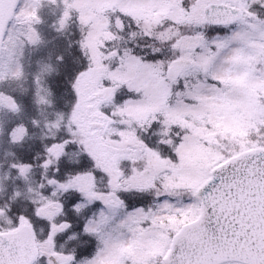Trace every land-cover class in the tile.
Listing matches in <instances>:
<instances>
[{
  "label": "snow or ice",
  "instance_id": "1",
  "mask_svg": "<svg viewBox=\"0 0 264 264\" xmlns=\"http://www.w3.org/2000/svg\"><path fill=\"white\" fill-rule=\"evenodd\" d=\"M86 7L100 9V22L78 9L88 31L76 42L84 64L71 87L79 102L80 79L96 77L92 122L84 132L76 125L60 151L47 149L59 161L82 147L84 159L68 166L91 165L64 182L48 180L52 197L78 193L68 201L77 227L71 219L56 223L67 215L58 199H34V215L47 227L38 233L24 212L0 222V264H264V0H92ZM9 107L19 111L14 101ZM78 132L79 143L71 139ZM12 166L21 175L30 168ZM80 237L86 243L68 247Z\"/></svg>",
  "mask_w": 264,
  "mask_h": 264
},
{
  "label": "trees",
  "instance_id": "2",
  "mask_svg": "<svg viewBox=\"0 0 264 264\" xmlns=\"http://www.w3.org/2000/svg\"><path fill=\"white\" fill-rule=\"evenodd\" d=\"M68 0H56L55 3H52L51 0H42L41 9H35L41 18L42 22H48L49 25L54 26L56 32L55 37H46L43 34L40 23L34 22L36 25L33 27L36 30V43L29 42L27 33L22 30L19 35L23 39V44L18 49V62L20 67V73L12 76L5 75L0 82V92L4 95L12 98L14 102L19 106V111H12L11 109L0 108V128L5 129V133H10L11 128L17 125L24 127L28 134L34 136V140L23 143L26 148L25 157L12 156L10 159L0 160V168L4 167L9 169L13 177L18 178L20 174L19 167H13L12 165L17 166H29L28 171L24 177H28L29 173H34L36 180L34 183L35 196L31 199V202L28 200L22 201L20 197L16 196L15 201L12 200L11 194L7 197V203H3V198L5 197L6 187L3 192H1L0 186V207H5V214L8 216L16 217L17 213L24 212L25 215L29 216L33 223L36 225L37 232H40V229L46 228L45 224H42L35 216L34 206L32 200L38 201L40 198L44 197L41 193H45L47 199L52 198L53 200L58 199L64 204V212L67 215H60L55 218L56 223L59 224L63 219H71L73 221L74 229L77 227L78 217L76 212L69 206L67 197L61 194H57L55 197H51L48 194V191L51 187L48 185V180L55 177L59 181L65 180L70 174H73L74 168L69 167L68 165L75 164L78 160H83L82 155H75L72 151H67V155L62 156L59 161L55 160V157L52 156L48 151V147L56 144H60L61 141L67 139L68 133L63 134L62 136L52 135L46 133L45 121L43 124L41 114L42 105L37 103L35 100L36 92L33 89V85L37 83L39 74L34 72L31 68L32 61L30 60V54H35V58L39 59L43 57L45 47H55L57 45L56 41L61 40L63 45V60L59 59V64L56 68L55 80L53 81V89L56 94L55 104L52 106V111L59 113L63 119V123L66 125V128L69 130V124H67L69 114L71 111V104L74 96L73 89L71 84L73 83L75 73L81 69L84 64V57L81 55L80 49L77 45V41L81 39V33L86 32V27H84L78 15L72 10L69 12L70 18H66L65 27L62 31H58L59 28V19L67 11L66 2ZM36 3L34 4L35 7ZM36 8V7H35ZM46 15V16H45ZM149 24L145 22L146 28L142 25L145 30H149ZM88 30V29H87ZM169 33L166 31L165 36ZM71 44V47L69 46ZM22 50L25 52L22 53ZM52 61L55 62L53 58ZM25 69V70H24ZM43 110V109H42ZM2 115V116H1ZM56 116H50L48 121H52ZM35 121L36 123H34ZM7 148V147H5ZM3 148L2 150H7ZM0 150V151H2ZM53 152L55 150L53 149ZM1 153V152H0ZM46 159H52L53 163L45 169L42 167L43 161ZM59 167L60 171L57 173L54 171L55 168ZM67 173H69L67 175ZM25 179V178H24ZM23 179V180H24ZM43 184L44 187L41 188L40 185ZM45 185L47 189H45ZM19 191V190H16ZM11 192V191H10ZM9 192V193H10ZM66 197V198H65ZM9 198V200H8ZM69 199V198H68ZM23 204H29L28 206H22ZM39 202V201H38ZM10 205L13 209L12 212H8L6 206ZM89 211V210H88ZM87 215V211L81 209L80 216ZM86 243V238L80 237L78 244Z\"/></svg>",
  "mask_w": 264,
  "mask_h": 264
},
{
  "label": "rangeland",
  "instance_id": "3",
  "mask_svg": "<svg viewBox=\"0 0 264 264\" xmlns=\"http://www.w3.org/2000/svg\"><path fill=\"white\" fill-rule=\"evenodd\" d=\"M37 2V0H19V3L16 8V12L14 15V18L12 21V24L10 28L7 31V34L4 37L3 42V49L1 51L0 55V75L3 74L7 76H12L15 74L20 73V67L18 62V47H20L23 44V39L19 35V33L24 30L27 33L28 41L32 42L35 40L36 36V30L33 28L35 27V20L32 16V12L35 11L34 4ZM92 2V0H68L66 2L67 12L72 10L74 13L80 17L81 12L78 11L80 8H85L88 16L97 17V23H99V11L100 9L97 8L96 12L92 11L91 7H86ZM43 4V3H42ZM42 9L43 6L40 5L38 9ZM46 16V15H45ZM67 17H65L66 19ZM106 22V21H105ZM120 21L117 20L116 24L119 26ZM82 24V23H81ZM83 25V24H82ZM32 26V27H31ZM41 29L43 30V34L48 37H55V30L53 25H49L47 22L40 23ZM84 26V25H83ZM146 28V25H143ZM148 27H150L149 24H147ZM35 30V31H34ZM19 31V33H17ZM86 28V32H87ZM57 45L55 47H45L43 57H40L39 59L35 58V54H30V60L31 68L34 72L39 74V78L37 80V83L33 85V89L36 92L35 100L37 103H40L42 105L41 108V114L42 121L46 126V133L52 134V135H59L62 136L63 134L70 132L71 130L76 128V125L80 126V132H84L88 125L92 122V113L89 111V98L95 97L99 89L96 87V77L92 75H88L86 77H82L77 84V88L79 90L80 99L79 102H77L76 96H73L72 104H71V111L69 114V118L67 121V124H69V130L66 128V125L63 123V119L60 116L59 113L53 112L52 106L55 104V98L56 94L53 89V81L55 80L56 75V68L59 64L58 57L63 56V45L61 40L56 41ZM25 51L22 50V53ZM51 58L55 60L52 61ZM25 70V69H24ZM1 82V80H0ZM14 100L6 95H4L2 92H0V108H7L11 109L9 107V103L13 102ZM43 109V110H42ZM59 115L56 116L52 121H48L50 116L53 115ZM238 116H242V113H237ZM2 116V115H1ZM26 129L22 127L21 125H17L11 128L10 133H5V129L0 128V150L3 148L7 150L0 151V160L10 159L12 156L17 157H25L26 155V148L24 147L23 143L25 141H32L34 140V136L32 134H28V132L25 131ZM78 132L76 135L72 136L71 139L75 140L77 143H79L84 137ZM69 138V137H67ZM57 147L54 148L55 151H60V144H56ZM67 151H72L75 153V155H79L82 153L83 148H70L67 149ZM82 155V154H81ZM83 157V156H82ZM84 159V157L82 158ZM91 168L90 164L85 163L84 167L81 168H74V173L70 174L64 181L68 180L69 178L76 175L77 172H87ZM11 172L9 169H5L2 167L0 168V183L3 184L1 187V192L4 191L6 187V195L3 198V203H7V197L9 194L12 196L11 201H15V193L19 192L20 199L22 201L28 200L31 202V199L35 196V190H34V183L36 180V177L34 173H29L28 177H24L25 175L19 174L18 178L13 177L10 175ZM69 173H67L68 175ZM25 178V179H24ZM24 179V180H23ZM87 179L86 177H81V180ZM61 180V182H64ZM100 188H103V184L98 180L97 181ZM29 188L32 189V191H29ZM56 188V185H52L51 189L48 191V194L52 192V190ZM47 189V186L45 185V189ZM19 190V191H16ZM11 191V192H10ZM10 192V193H9ZM57 194H61L63 196L68 197L66 200L72 199L75 195H78V193L75 192V190H69L67 192L63 190H58ZM44 197L40 198L38 201H46L47 197L46 194L43 193ZM52 197V196H51ZM65 197V198H66ZM69 198V199H68ZM53 200L52 198H49ZM9 200V198H8ZM82 203H86V201H81ZM29 204H23L22 206H28ZM89 211H91L89 209ZM34 215V213H32ZM44 214V213H42ZM35 216V215H34ZM64 216V215H62ZM36 218V217H35ZM8 219L15 220L16 217L8 216L7 214H4L3 216H0V222H4V226H7L6 222ZM38 220V219H37ZM113 229L111 226H109V229L106 230L105 234L101 236V241L105 244H107L106 236L111 234V231ZM64 239L63 235L57 237L58 242L62 241ZM78 238L75 242L69 241L68 247L71 248L73 243L78 244ZM107 262V257H106Z\"/></svg>",
  "mask_w": 264,
  "mask_h": 264
},
{
  "label": "water",
  "instance_id": "4",
  "mask_svg": "<svg viewBox=\"0 0 264 264\" xmlns=\"http://www.w3.org/2000/svg\"><path fill=\"white\" fill-rule=\"evenodd\" d=\"M18 1L19 0H3V4L0 5V50L5 31L13 18Z\"/></svg>",
  "mask_w": 264,
  "mask_h": 264
}]
</instances>
